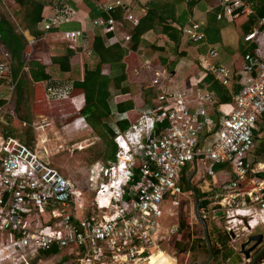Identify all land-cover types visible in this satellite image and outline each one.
<instances>
[{
	"label": "built area",
	"instance_id": "obj_1",
	"mask_svg": "<svg viewBox=\"0 0 264 264\" xmlns=\"http://www.w3.org/2000/svg\"><path fill=\"white\" fill-rule=\"evenodd\" d=\"M70 1L54 0L50 14L38 24L43 35L72 21ZM219 2L223 16L231 21L253 13L242 0ZM122 7L119 0L99 5L108 17L95 18L93 25L102 30L109 46L119 45L129 51L125 43L129 44L130 36L118 39L119 21L112 16ZM126 20L133 27L139 23L129 14ZM180 36L191 44L206 38L198 24L183 27ZM26 40L32 50L36 39L26 36ZM61 40L74 44L75 51H80L77 54L92 55L82 31H63ZM243 42L252 47L242 56L244 78L229 112L220 118L216 108L217 123L207 114L208 107H216L214 93L198 92L190 99L186 91L162 92L161 82L167 73H153L150 87L156 91L155 105L133 121L126 117L130 124L125 131L115 129L113 161L90 167L85 183L91 193L90 207L85 205L84 189L40 154L39 145L47 142L45 120L33 125L38 134L34 146L0 132V264L41 263L46 258L42 254L51 250L69 254L70 259L63 264H150L160 253L174 264L194 262L189 248L179 254L185 259L179 262L174 249V241H180L179 228L174 225L163 230L161 222L166 206L171 216L181 205L185 193L179 180L188 165L202 170L201 189L205 191H209L217 167L229 169L230 179L216 187V200L209 207L213 206L212 218L220 213L218 219L230 248L238 251V243L261 226L264 233V165L254 160L252 167L251 161L254 132L259 119H264V17L244 35ZM2 55L7 63L9 54ZM217 57V51L210 48L198 57L197 65L202 78L210 77L219 87L227 88L234 73L216 63ZM8 66L0 65V75ZM58 86L45 84L47 99H63ZM69 98L78 114L74 126L87 127L79 115L82 102L75 96ZM85 148L75 147L78 151ZM200 215L207 219L209 212L202 209ZM188 226L192 227V221ZM169 249H173L172 255ZM246 263L243 259L242 264Z\"/></svg>",
	"mask_w": 264,
	"mask_h": 264
},
{
	"label": "crops",
	"instance_id": "obj_2",
	"mask_svg": "<svg viewBox=\"0 0 264 264\" xmlns=\"http://www.w3.org/2000/svg\"><path fill=\"white\" fill-rule=\"evenodd\" d=\"M4 1H8L11 4H13V6H15L12 0H4ZM108 1H113V0H101L98 2L96 0H83V1L71 0L69 2V6L73 10L74 14L72 21L66 25L74 24L79 26V31L83 32V36L85 37L86 43L90 49H92V44L96 37H99L103 41L105 47L109 46L107 42V37L103 34L102 30L95 28L93 25V20L97 17H100L103 13L99 9V5ZM119 1L122 3L123 6L121 8L123 10V15L122 17H118V18L116 17L117 21H119L118 22L119 32L116 35L118 39L120 40L123 35H129L128 32L133 28L132 24L126 20V15L128 14L141 20L142 26L147 27L148 30L141 35L140 37L141 45L139 46L137 51H131V50L127 51V53L122 59V63L125 65V75L127 79L126 82L123 83L122 87L126 88L129 92L128 94L123 95V94H119V92L116 91L113 87L110 88V93H111V98L109 101L110 113L111 114L115 113V109H116L115 106L117 104L125 101H131L133 104L132 109L123 112L121 121H119L120 123L125 122L128 128L130 122L127 120L126 117H128L130 121H133L140 112L149 109L155 105V95H156L155 89L150 87V81L148 82V86L143 85L142 83L143 79L141 78L143 76L148 77L146 76L147 74L152 78L153 73L155 71H164L167 73L166 74L167 77L161 82L160 90L162 92L169 93L172 91H186L190 99L195 98V95L198 92L203 93L204 91H206V92L214 93V101L216 103L215 104L216 107L214 108L208 107L207 114L212 120H214L217 123L218 113L216 111V108L220 113L219 115L220 118L224 114H227L229 112L230 106L233 102L232 97L234 96V94H236L239 91L240 84L244 78L242 73V68H243L242 56L247 51L243 53L244 46L241 40H242V36L244 37V35L250 29L249 28L250 25L247 24L246 19L241 18V20L237 22L228 20L225 16H223V8L220 5L219 0H119ZM51 7L52 6L49 5L43 8L41 18L43 16H47L50 14ZM149 12L150 13L152 12L157 16L158 19L155 23L150 18V15L147 17V19H145L147 13ZM218 15H222V17L218 19L217 18ZM192 24H198L203 28L206 36L204 42L198 44H191L181 39L180 29ZM66 25L61 26L59 30L55 32L49 33L47 35H42V37L40 38H36L34 36L32 38L36 39L35 47H37L38 45L41 49V51L39 52H40V56L44 59L45 63L42 64L46 66V72L48 73L49 69L52 70V73L55 75L53 77V80L70 81L66 83L69 84L70 87L72 88L73 82L81 81L83 79L84 67H87L89 69L94 68L97 63V59L94 58L95 59V63H94V60L93 61L90 60L93 57L92 58L90 57V59H86L84 58L86 56L83 53H79V54L75 53L69 59L68 62L69 71L66 73L60 72L57 66L52 65L51 60L53 57L61 56L62 54L65 53L66 50L75 51V49H72L71 46L66 47L65 44L63 45V43L65 42L61 40V33L63 31H66L62 29ZM256 27L257 24L252 29ZM36 28L39 30L38 26ZM26 36H32V35L25 33V37ZM125 44L129 48L128 46L129 44L127 43ZM210 48H214L218 53V57L216 58L215 62L224 65L234 73V80L232 84L227 88L220 87L221 89L224 90L226 98H228L227 102H223L221 97L218 96L216 92L210 89V85L205 82V79L207 77L202 78L201 70L197 65L198 57L202 54H205ZM48 63H51L50 67L47 66ZM48 74L50 75V73ZM101 74L102 75L112 74L109 64L102 65ZM50 78H51L50 80H52L51 75ZM2 79H0V81ZM6 89H10V88H7L6 84L1 83L0 100H8L10 92H8L9 94L6 93ZM144 91L145 93H143ZM75 97H77V100L82 102L81 105V109H82L84 105V96L79 92L77 95H75ZM19 108H17V110H19ZM17 110L14 107V111ZM3 113L5 112L0 113V123L5 127H8L10 125L12 126L11 121L6 120L7 117L5 116L7 113H5L4 116H2ZM23 119H25V116ZM261 119L264 123V119L260 118L259 120ZM73 122L74 120L71 122L72 126L75 128L74 131L88 130L90 132H93L92 129L88 126L86 120L85 122L87 127L85 128L75 127ZM119 122L117 121V119H115V117L111 115L108 116V118L106 119L105 124L108 127V129L111 131L112 136L115 129L118 128L120 130ZM21 126L25 127V123H22ZM125 130H120V131H125ZM258 132H259V128L257 126V131L254 132L255 133L254 147L252 151V157L253 154L255 153V148H256L255 139L257 138L256 134H258ZM29 134L32 143L29 144L28 146H34V142L37 139L38 134L35 131L33 133L32 131H30ZM22 143L27 145L24 142ZM44 149H45L44 147L39 145L40 154L45 158L43 154V152L45 151ZM96 163L104 164L106 162L99 161ZM188 166L183 170L181 178L179 180L183 192L185 193V196L181 199V205L177 208V210H175V214L171 216L168 215L170 208L166 206L165 207L166 214L164 215V218L162 219L161 222H162L163 230H169V228L174 225H176L179 228L180 241L175 240L174 246L181 244L183 247L186 246L187 248L190 249V247L194 244L193 239L191 241L189 239H187L186 241H182V236L184 235L183 233H185V231L188 230V228H190L188 226L187 221H192V224H193V220L196 223L197 221L194 216V196L191 190L189 189L188 185L190 184V186L195 189L197 195L198 193H200L201 198H199L198 195V205L200 202H204V201L208 202L207 205L202 206L201 209H198L199 216L202 219V216L200 215V211L202 209L207 210L209 214H212L211 209H209L210 208L209 205L211 203L210 201L211 197L209 196L211 195L212 191L217 190L216 184L218 181H220L216 178L217 173L226 172V169L215 171L216 172L215 177L213 178L212 181L209 180L211 182L209 191H205L201 189L202 179H203L202 170L200 171V169L199 170L196 169L195 165H188ZM229 178H230V172H229V177L224 178V181H227ZM196 180L198 182V185L194 187L191 185V183ZM185 186H187V190H185ZM188 200H191L190 203L191 205H193L192 213L189 216L180 217L178 209L181 210V214H182V211H184L183 207H185V204L188 202ZM218 215L219 214L216 215L217 219L218 217H220ZM208 216L209 215H207V217ZM202 220L205 222L207 219H202ZM181 222L185 223V226L182 229L180 228ZM254 234H257V231ZM201 240H203V237L201 238ZM227 243H228L227 245L228 248H230L229 242ZM214 245H216L217 249H221L223 247L222 246L223 244L219 243L218 241H214ZM262 245H264V240ZM199 249H201V247L198 248V250H196L194 254H192L191 251L190 253L192 255L191 256L192 260L194 262H197L198 264H202L203 262L202 259L203 256L201 254L202 250ZM223 251L224 249L222 248L220 250L221 256H219L218 262L229 263V259L227 257L226 259H222V255L226 256V253H224ZM53 257L62 259L64 257H69V254L66 252L57 251V254ZM168 259L172 262L170 258Z\"/></svg>",
	"mask_w": 264,
	"mask_h": 264
},
{
	"label": "trees",
	"instance_id": "obj_3",
	"mask_svg": "<svg viewBox=\"0 0 264 264\" xmlns=\"http://www.w3.org/2000/svg\"><path fill=\"white\" fill-rule=\"evenodd\" d=\"M14 4L19 7L20 10L23 11V17L21 19V30L20 33L15 31V28L11 22L4 16L0 15V44L5 49V51L10 56L11 66L10 72L8 75L11 80L14 81V89L16 95L15 108H19L21 105L25 107L28 104V98L32 95L33 87L37 86L38 88H44L45 84L51 79L50 75L46 72V66L40 62L29 60L25 63V49L27 47V40L25 37V33L32 35L31 37L40 38L43 33H37L35 28L41 22V15L43 8L45 6L53 5L54 0H12ZM101 1V0H96ZM246 4H248L253 13L250 15H239L234 22L241 20V18H245L247 24L249 26V31L259 22L261 18L264 17V0H242ZM154 13H147L145 19L150 15V18L154 21H157V16ZM123 10L117 8L116 11L112 13L113 18L122 17ZM101 17L107 18L108 16L102 13ZM98 18V17H97ZM116 18V20H117ZM144 19V20H145ZM142 21L139 20L137 26L133 27L129 32L130 42H129V50L137 51L139 46L141 45V35L148 30L147 27L142 26ZM153 23V25H154ZM37 29V28H36ZM26 31V32H25ZM248 31V32H249ZM247 32V33H248ZM244 52H248L252 49L251 46L247 45L243 42ZM246 47V48H245ZM79 50L72 51L66 50L64 54L59 57L52 58V65L58 67L59 71L62 73H66L69 71V59ZM127 51L121 48L119 45H113L105 47L103 41L96 37L92 44V54L97 59V63L94 68L89 69L84 67V76L81 81H76L72 83V89L80 92L84 96V105L79 112V115L83 116L88 124V126L92 129L94 134L102 140L105 145V151L103 156V162L113 161L115 158V145L111 139L112 133L106 126L105 122L108 116H113L117 121H121L123 112L129 111L132 109L133 104L131 101H125L117 104L115 107V113L111 114L109 110V101L111 98L110 88L113 87L119 94H128V90L123 88L122 85L126 82L125 75V65L122 63V59L125 56ZM245 54V53H244ZM104 64H109L112 74L110 75H102L101 67ZM26 70V71H25ZM1 82V81H0ZM205 82L210 85V89L218 96L221 97L223 102H227L228 98L225 96V92L223 89L218 87L210 77L205 79ZM145 93V91L143 92ZM120 130H125L127 128V124L125 122H119ZM118 129V128H117ZM258 134H256V137ZM18 137V136H17ZM20 141L26 143L27 145L32 143L29 131L26 129L23 134H20ZM254 155V154H253ZM253 158V157H252ZM251 158V159H252ZM253 160V159H252ZM255 161H252V164ZM222 170L221 167H217L215 171ZM264 178V174L262 175ZM185 190H187V186H185ZM199 198H201L200 193H198ZM208 202H200L198 205V209H201L202 206L207 205ZM189 223V221H187ZM186 222V224H187ZM185 223L181 222L180 228H184ZM227 238L225 235H220L218 237V242L223 244L222 248L224 249V243ZM199 242V243H198ZM194 243L190 247V251L192 254L198 248L199 250H203L207 254V249L203 240ZM228 242V240H227ZM212 243V251H213V261H219V256H221L220 250L217 249L216 245ZM187 247H183L181 244H178L175 249L177 251L183 252ZM57 254L56 250H51L50 252L43 253V257H53ZM41 256V255H40ZM224 257V258H223ZM222 259H226V256L222 255ZM69 260V257H64L60 259L58 264H63ZM264 260V255L257 259V263L259 264ZM214 263V262H213Z\"/></svg>",
	"mask_w": 264,
	"mask_h": 264
},
{
	"label": "rangeland",
	"instance_id": "obj_4",
	"mask_svg": "<svg viewBox=\"0 0 264 264\" xmlns=\"http://www.w3.org/2000/svg\"><path fill=\"white\" fill-rule=\"evenodd\" d=\"M0 15H4L9 20V22L13 24L15 31L17 33H20L23 11L20 10L19 7H17L16 5L13 6V4L8 1L0 0ZM62 30H79V26L69 24L63 27ZM35 31H38L37 33H39V30L36 28ZM80 43L81 41H78L76 44L80 45ZM64 44L66 47L71 46L72 49H75L74 44L63 43V45ZM39 51H41V49L38 45L32 50L27 46L24 54L25 63H27L29 60L45 63L44 59L40 56ZM3 53H6V51L2 47V45H0V65L3 64L4 67L5 65H9L8 70H6L4 74L0 75V79H4L1 80L0 84H6L7 88H10L6 89V93L10 92V94L8 93V100H0V106H3V111L7 113L5 116L7 117L6 120H10L12 126L10 125L8 127H5L0 123V131H2L5 135L8 133V135L19 137V135L23 134L26 129L29 132L32 131L33 133V125H38L43 120H45V122L48 124V126H46L45 128L47 143H45L43 146L45 148V151L43 152L45 158H47L51 165L58 171H60L62 175L76 182L79 187L84 189V198L86 200L85 205L87 207H90L91 193L89 189L85 187V183L87 181V176L91 165L99 161H104L103 156L106 147L104 143L100 139H98L93 132H90L88 130L74 131L75 128L72 126L71 122L78 116V114L74 110L69 97L75 96L79 92L71 89L70 85L66 83L70 81L53 80V77L55 75L52 73V70L49 69L48 73H50L52 80L48 81V84H51L53 86L58 84V87L61 88L62 94L65 95L63 99L59 101L49 100L44 93V88H38L37 86H35L32 89V95L28 98L27 106L25 107L24 105H21L19 110L14 111L16 95L13 89L15 83L8 75V73L10 72L11 61L7 60L6 63L2 55ZM85 56L86 57L84 58L86 59H90V57H93L90 60H94L95 63V57L93 54L91 56ZM50 65L51 63H48L47 66L50 67ZM146 76L148 77L143 76L141 79H143V85L148 86V82L150 81L151 76H149L148 74ZM5 113H3L2 116H4ZM24 116L25 119H23ZM22 123H25V127L21 126ZM257 126L259 128V132L257 138L255 139L256 148L252 159L256 160V163L259 162L260 164L264 165V123L262 119L259 120ZM76 146H83L86 148L82 151H78L75 149ZM252 159L251 161H253ZM254 164L255 163L252 164V167L254 166ZM227 177H229V169H226V172L217 173L216 178L220 181L217 182L216 187H219L223 182H226L224 181V178ZM191 185L194 187L198 185L197 180L192 182ZM214 191H212L211 195L209 196L211 197L210 201L212 203L216 200L214 199L215 192L218 193L217 190L215 192ZM190 201L191 200H188V202L185 204V207H183L184 211H182V214L181 210L178 209L180 217L189 216L192 213L193 205H191ZM211 207L209 209H211ZM205 224L207 226L210 242H213L214 244V241H218V237L222 235L221 219H213L212 214H209L207 220L205 221ZM261 233L263 234L262 226L257 230V234ZM183 234L184 235L182 236V241H186L187 239L191 241L193 239L194 243L201 241V238L203 237L201 226L198 225L194 220L192 227L188 228V230H186ZM240 244L241 243H238L237 246L239 247ZM227 245L228 243L226 241L224 243L225 247L223 252L226 253V257L229 259V263H222L212 260L209 264H242L241 261L243 262V257L239 254V250L234 251L232 248H228ZM164 248L167 249L166 246H164ZM172 250L173 249H169L167 251L172 255ZM180 251H178L175 255L178 257L179 262L184 263L185 259L184 256L179 255L181 253ZM201 254L203 256L202 259L205 260L207 258L206 253L202 250ZM59 261V258L47 257L42 260L41 264H58ZM169 261L170 260L168 258L164 257L156 264H172V262ZM262 262H264V260Z\"/></svg>",
	"mask_w": 264,
	"mask_h": 264
},
{
	"label": "water",
	"instance_id": "obj_5",
	"mask_svg": "<svg viewBox=\"0 0 264 264\" xmlns=\"http://www.w3.org/2000/svg\"><path fill=\"white\" fill-rule=\"evenodd\" d=\"M189 189L193 193L194 196V216L197 221V223L202 227V235H203V240L205 242V246L207 249V258L204 261L203 264H209L212 260L213 257V251H212V245L208 236V230L205 222L200 218L199 213H198V195L197 192L195 191L194 188L188 185ZM220 216V213H218ZM264 240V233L262 234H253L249 235L245 241L241 242L239 246V254L243 257V259L247 262L246 264H256L257 259L259 255L264 251V245L263 244ZM258 250V248H260ZM258 250V251H257ZM255 251H257L254 255L251 256Z\"/></svg>",
	"mask_w": 264,
	"mask_h": 264
},
{
	"label": "bare ground",
	"instance_id": "obj_6",
	"mask_svg": "<svg viewBox=\"0 0 264 264\" xmlns=\"http://www.w3.org/2000/svg\"><path fill=\"white\" fill-rule=\"evenodd\" d=\"M262 169L264 170V166L262 167ZM164 257H167V255H165L164 253H160V254H159V257H152V260H151L150 263H152V264H156L158 261H160V260L163 259ZM167 258H169V257H167ZM172 262H174V261H172ZM173 264H174V263H173ZM259 264H264V262H261V263H259Z\"/></svg>",
	"mask_w": 264,
	"mask_h": 264
},
{
	"label": "flooded vegetation",
	"instance_id": "obj_7",
	"mask_svg": "<svg viewBox=\"0 0 264 264\" xmlns=\"http://www.w3.org/2000/svg\"><path fill=\"white\" fill-rule=\"evenodd\" d=\"M259 249H261V247L258 248V250H259ZM258 250H257V251H258ZM257 251H255L252 255H254ZM263 255H264V251L259 255V257H261V256H263ZM259 257H258V258H259ZM205 260H206V259H205ZM205 260H203L202 264L204 263ZM211 261H212V260H211ZM256 262H257V261H256ZM192 263L194 264V262H192ZM192 263H189V264H192ZM150 264H152V263H150Z\"/></svg>",
	"mask_w": 264,
	"mask_h": 264
}]
</instances>
